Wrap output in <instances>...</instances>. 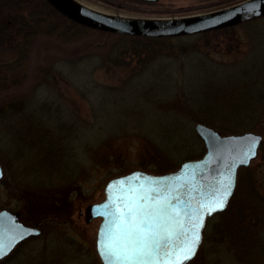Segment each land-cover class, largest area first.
Returning a JSON list of instances; mask_svg holds the SVG:
<instances>
[{"label":"rangeland","instance_id":"374dc122","mask_svg":"<svg viewBox=\"0 0 264 264\" xmlns=\"http://www.w3.org/2000/svg\"><path fill=\"white\" fill-rule=\"evenodd\" d=\"M94 1L114 4L130 13L166 16L210 9L225 0ZM76 30L71 26L72 34L68 36L62 34L61 28L36 36L24 64V80L0 93V102L14 98L30 102V116L46 121L47 128H58L65 136L62 142L67 149V155L48 164L32 142L0 138V148L11 146L12 152L19 149L22 153L14 162L0 160L4 174L0 180V204L21 211L24 219L44 231L28 246L29 255L17 264H102L96 248L101 218H90L88 207L105 198L106 183L135 170L152 174L173 171L181 162L204 153V143L195 132L200 121H189L188 114H182L178 106L184 101V94L178 89L183 70L180 66L187 58L178 49L182 45L196 43L222 66L209 67L204 80L197 76L193 66L186 68V109H193L194 100L208 108L212 102L207 98L226 96L218 86L234 82L241 86L246 81L243 93L236 94L239 100L221 106L222 114H229L233 107L230 115H236L237 120L227 124L237 125L240 130L221 131L216 128L219 124L211 127L222 135L261 134L263 142L258 156L246 168L255 177L257 172L264 177V117L253 114L258 108L253 90L264 93V17L220 35L168 41L166 49L156 45L158 51L168 53L162 59L153 51H149L148 59L145 54L137 56L129 51L124 66L104 61L122 41L120 36ZM245 56V60L238 61ZM234 61H238L237 66H227ZM243 70L252 72L244 76ZM204 85L209 89L202 94L200 89ZM249 112L251 119L246 123L243 116ZM244 175L243 170H238L234 194L242 198L250 192L249 188H254L262 192L255 190L257 195L264 197V178L256 180L251 175L250 184ZM223 212L207 219L198 252L188 264H241L245 242H254L253 248L245 247L248 253L258 245L264 252V218L260 223L254 217L250 222L246 219L245 227L235 230L227 224ZM260 259L253 263L264 264V255Z\"/></svg>","mask_w":264,"mask_h":264},{"label":"trees","instance_id":"16d2710c","mask_svg":"<svg viewBox=\"0 0 264 264\" xmlns=\"http://www.w3.org/2000/svg\"><path fill=\"white\" fill-rule=\"evenodd\" d=\"M238 0H225L220 2L219 4L212 6L213 8L227 5L233 3ZM108 4V3H107ZM111 6H115V8L123 9L122 7L116 6L114 4H109ZM207 9V8H206ZM71 26H74L79 32L91 31L92 29L83 27L78 25L77 23L72 22L66 17L59 14L55 9H53L45 0H0V93L3 91H8L13 86L20 84L23 80L22 72L25 69V61L29 54L30 46L33 39L39 34H50L52 32L57 31L58 28L62 29V34L68 36L71 33ZM235 27V26H234ZM234 27L211 31L199 35L194 36H185V37H174V38H148V37H138V36H125L120 34H107L106 32L97 31L105 36H120L121 42H118V45L115 46V49L112 51V54L107 56L104 61L107 64L124 66L125 56L129 51L132 52V55L135 54L140 56L142 54L147 55L146 58L150 57V52L159 53L160 59L163 58L164 55L168 54L165 52L158 51L155 46L157 45L159 48L164 47L168 43V41L181 40L182 38H196L199 39L204 37L205 35L210 34H223L226 32H231L234 30ZM76 30V33H77ZM72 34V33H71ZM122 36V37H121ZM178 49H181V52L187 54L186 62H184L180 68L181 70V78L178 81V89L181 88L184 94V101H181L179 106V110H182V114H188L189 121L198 120L210 126H216L217 129L221 131H238L240 129L239 126H231L227 124V122H232L237 120L236 115H230L233 111V107H231L228 111L229 114H222L221 106L225 102H233L239 100L236 94H242L245 82L242 81V85L240 86L237 82L232 83V85H228L226 87L220 85L218 86L219 90H222L221 93H224L226 96H221L218 98H207V101L212 102V104L207 108L205 105L203 106L200 100H194L192 102L193 109H186V97L187 94L183 89L184 78L186 75V68L189 65L193 66L196 70V74L202 80H204V74L207 72L209 67H222L219 61L211 60L208 52L202 51L196 43L182 45ZM230 49V48H228ZM230 50H228L229 52ZM187 52V53H185ZM208 54V55H207ZM247 58L245 56L241 60L243 61ZM147 59H145L147 61ZM84 60V57L81 58L80 62ZM238 61H234L229 63L227 66H237ZM246 62V61H245ZM106 64V65H107ZM251 70H243L244 76L250 74ZM264 75V71H262ZM181 82V84H179ZM176 83V81H175ZM254 85V83L252 82ZM211 85L214 87L213 82ZM180 86V87H179ZM209 89L208 85H204L201 88L200 92L204 94L206 90ZM241 90V93H238ZM228 96V97H227ZM224 102H223V101ZM253 101L258 102V108L256 109V115H261L264 117V93L263 92H255L253 90ZM257 104V103H256ZM30 102L24 101L23 99H11L8 101L0 102V138L9 137V138H17L29 143L32 142L36 147V150L42 151L43 156L42 160L49 163H53L57 157H63L67 155L65 151V143L62 142L64 140L61 136V131L58 128H47L49 124L45 121H39L30 116ZM255 108V107H254ZM28 112L27 116H20L19 114H23ZM18 115V116H17ZM248 123L251 119L250 112L243 116ZM46 123V124H45ZM48 124V125H47ZM2 129V130H1ZM4 130V131H3ZM3 131V132H2ZM42 134V135H41ZM66 140V139H65ZM0 143L2 144L1 140ZM0 144V145H1ZM33 147V146H32ZM34 147V148H35ZM60 150V148H62ZM3 149L0 148V160L6 162H14V160H19L22 157L21 151L12 152L11 148ZM11 153H13L11 155ZM60 153V154H59ZM262 160L264 161V145L262 147ZM161 170L162 168H158ZM239 170H243L245 172V179L248 178L250 184L252 183L251 175L254 179L260 180L264 178L263 176L259 177V172L255 174L248 171V168L243 167ZM262 172V171H261ZM250 175V178H249ZM240 178V177H239ZM250 186V185H249ZM253 186V185H252ZM254 187V186H253ZM256 192L262 194V192L258 189H255ZM254 188H249L250 192L244 194V196L239 197L237 194H234L232 197L229 206L227 209L221 214L225 219H227V224H231L232 228L237 230L243 226L245 227V220L255 218L257 223L263 222L264 218V200H261L264 197H261L255 193ZM229 211V215L228 214ZM248 222V224H249ZM256 224V223H255ZM232 229V230H233ZM231 230V231H232ZM230 232V231H228ZM245 234L244 231H241ZM245 237H247L245 235ZM244 237V238H245ZM260 240L257 241L259 244ZM243 243L241 256L244 261L241 264H254V261H261V256L264 255L260 246L258 248H254L255 250L251 253H248V250L245 247L253 248V241L251 245H248L249 242ZM256 246V245H255ZM253 257L251 254H253Z\"/></svg>","mask_w":264,"mask_h":264},{"label":"water","instance_id":"95a60500","mask_svg":"<svg viewBox=\"0 0 264 264\" xmlns=\"http://www.w3.org/2000/svg\"><path fill=\"white\" fill-rule=\"evenodd\" d=\"M45 1L59 14L83 27L106 32L107 34L148 38L194 36L242 25L264 17V0H238L227 5L194 13L166 16L130 13L94 0L81 1L100 10L88 8L77 0ZM195 132L203 141L205 149L199 158L185 160L181 162L177 169L162 174L135 170L125 175L114 177L104 187L105 198L100 202L89 205L90 218H101L97 231L96 248L102 264H107L103 254V246L109 237L108 221L113 219V217L109 216L106 218L99 213L105 211L115 213L118 205L122 207V201L118 197L125 195L129 188L137 187L141 184L146 188L149 186L161 187L160 183H152V181L162 182L165 190L168 185L184 184L185 187L179 191L184 193L183 198L186 202L191 199L192 204L195 206L198 200L211 197L214 189L219 186L218 182L229 174L232 165L235 164L233 170L234 186L231 189V195L227 198V203L222 210L205 216L204 226L200 229V242L196 252L185 264L195 257L202 242V232L207 219L216 213L223 212L228 207L235 192L239 168L249 166L251 161L256 159L263 142V136L259 133L244 132L222 135L213 127L201 122L196 123ZM250 141H256L255 156L247 159L245 163H241V159L244 158L243 153L248 150ZM2 176L3 168L0 164V180ZM193 185H195V188L192 187ZM189 192L190 195L188 194ZM152 195L155 196L156 193ZM105 204L109 205L107 209L102 207ZM32 233L36 235L39 230L36 227L27 228V234ZM21 238L13 239L8 250Z\"/></svg>","mask_w":264,"mask_h":264},{"label":"snow or ice","instance_id":"6c2138e0","mask_svg":"<svg viewBox=\"0 0 264 264\" xmlns=\"http://www.w3.org/2000/svg\"><path fill=\"white\" fill-rule=\"evenodd\" d=\"M255 144L249 142L241 163L255 156ZM234 168L235 164L210 198L198 200L195 206L191 199L186 202L179 191L184 184L168 185L165 190L162 182L152 181L161 187L141 184L129 188L118 197L122 207L118 205L115 213H99L113 217L108 221L109 237L103 246L107 264H185L196 252L205 216L225 207L234 186ZM102 207L107 209L109 205ZM7 250L0 243V255Z\"/></svg>","mask_w":264,"mask_h":264},{"label":"flooded vegetation","instance_id":"af4514ba","mask_svg":"<svg viewBox=\"0 0 264 264\" xmlns=\"http://www.w3.org/2000/svg\"><path fill=\"white\" fill-rule=\"evenodd\" d=\"M33 227V222L24 219L21 211L0 204V243L8 249L13 239L22 237L6 254L0 255V264H17L19 259L29 255L31 248L28 246L44 234L40 226L36 227L38 234H27V228Z\"/></svg>","mask_w":264,"mask_h":264},{"label":"bare ground","instance_id":"6f19581e","mask_svg":"<svg viewBox=\"0 0 264 264\" xmlns=\"http://www.w3.org/2000/svg\"><path fill=\"white\" fill-rule=\"evenodd\" d=\"M77 1L80 2V3H82L83 5L87 6L88 8L100 10V9H98V8H96V7H94V6L90 5V4H87V3H85V2H83V1H81V0H77ZM197 252H198V251H197ZM196 254H197V253H196ZM195 256H196V255H195ZM193 259H194V258H193ZM193 259H192V260H193ZM192 260H191V261H192ZM191 261H189V262H191ZM189 262H188V263H189ZM188 263H187V264H188Z\"/></svg>","mask_w":264,"mask_h":264}]
</instances>
